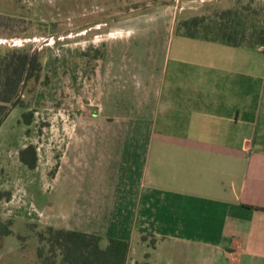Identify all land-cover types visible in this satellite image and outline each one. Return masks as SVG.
<instances>
[{
  "label": "crops",
  "instance_id": "crops-1",
  "mask_svg": "<svg viewBox=\"0 0 264 264\" xmlns=\"http://www.w3.org/2000/svg\"><path fill=\"white\" fill-rule=\"evenodd\" d=\"M235 1L153 12L163 48L156 32L130 57L109 40L97 103L64 143L67 206L45 226L127 240V264H264V61L240 58L264 44L192 38L176 25Z\"/></svg>",
  "mask_w": 264,
  "mask_h": 264
},
{
  "label": "rangeland",
  "instance_id": "rangeland-1",
  "mask_svg": "<svg viewBox=\"0 0 264 264\" xmlns=\"http://www.w3.org/2000/svg\"><path fill=\"white\" fill-rule=\"evenodd\" d=\"M175 1L0 0V57L20 50L35 53L39 62L0 126V264H42L39 253L50 256L38 233L47 236L44 224H55L67 206L64 143L79 135L82 107L93 109L97 103L95 80L105 46L111 39L125 56H132L133 45L141 52L145 36L157 34L153 28L162 22L160 16L148 17L173 10ZM186 1L182 6L192 12L200 4ZM239 1L241 9L246 8V35L254 26L262 31L264 0ZM182 22L176 20V25ZM121 25L129 27L130 34L114 37L110 32ZM155 36L163 48L162 34ZM240 58L263 62L264 48L246 50ZM57 171L59 178L54 179ZM76 173L81 180V168ZM53 258L59 264V257Z\"/></svg>",
  "mask_w": 264,
  "mask_h": 264
},
{
  "label": "trees",
  "instance_id": "trees-1",
  "mask_svg": "<svg viewBox=\"0 0 264 264\" xmlns=\"http://www.w3.org/2000/svg\"><path fill=\"white\" fill-rule=\"evenodd\" d=\"M239 2L236 0L231 8L221 12L215 10L214 19L192 17L179 26L185 29L186 36L192 38L203 35L233 46L264 44V28L260 31L254 26L249 36L246 35L249 29L246 18H243L246 8L241 9ZM38 67L35 53L12 50L0 57V126L18 103L22 83L33 77ZM29 166L34 167V162ZM45 232L47 236L42 232L38 236L46 242L50 256L45 257L40 252L42 264H55V256L59 257V264H127V240L53 227H47Z\"/></svg>",
  "mask_w": 264,
  "mask_h": 264
}]
</instances>
